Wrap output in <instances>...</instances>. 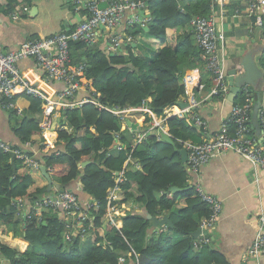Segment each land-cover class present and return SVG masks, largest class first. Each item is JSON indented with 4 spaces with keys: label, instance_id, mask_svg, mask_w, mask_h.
<instances>
[{
    "label": "trees",
    "instance_id": "trees-1",
    "mask_svg": "<svg viewBox=\"0 0 264 264\" xmlns=\"http://www.w3.org/2000/svg\"><path fill=\"white\" fill-rule=\"evenodd\" d=\"M142 1H146L152 19L146 27L125 29L133 39L126 42L123 51L107 52L100 41L92 46L73 42L71 56L73 64L85 63L83 78L90 82L103 105L140 108L145 102L160 116L185 95V75L204 67L191 21L197 15H210L215 0ZM16 3L9 0L6 12ZM141 40L158 45L159 50L145 54L135 46ZM260 62L264 68V54ZM210 83L211 79L206 80L207 89ZM244 101L240 92L234 103ZM13 102L15 108L10 112L15 134L23 144L39 146L42 164L60 184V190L79 180L82 190L92 197L89 212L95 219L84 238L78 235L69 243L65 239L67 221L57 211L44 212L46 224L25 215L20 200L50 194L54 186L50 187L40 169L30 170L18 158L14 169L11 153L0 149V223L28 245L20 251L0 243V255L9 264H125L129 260L138 264H230L212 245L195 247L192 233L209 217V205L189 183L187 164L179 151L150 132L152 118L148 113L115 115L94 103H85L63 113L57 142L46 143L40 128L42 101L22 94ZM127 121H141L146 138L136 143L137 130L128 125L123 129ZM166 123L179 149L184 147L181 141H202L186 119L175 116ZM118 141L122 149L117 147ZM129 160L133 163L128 165ZM122 171L124 180L114 200L123 209V226L118 228L107 222V197ZM172 186L179 187V191L172 192ZM131 203L139 204L152 216L168 215L174 228L150 236L153 221L147 214L127 210ZM23 223L26 227L21 231Z\"/></svg>",
    "mask_w": 264,
    "mask_h": 264
},
{
    "label": "built area",
    "instance_id": "built-area-1",
    "mask_svg": "<svg viewBox=\"0 0 264 264\" xmlns=\"http://www.w3.org/2000/svg\"><path fill=\"white\" fill-rule=\"evenodd\" d=\"M250 16H254L255 25L262 26V10L264 0H243ZM214 2L224 5L225 0H215ZM81 12V20L72 30L61 31L57 34L43 38L30 39L21 43L17 49L5 50L0 43V104L5 110L15 108L14 97L22 94L32 95L42 101L43 119L40 122L42 134L46 133L54 124L55 118L68 109L82 107L85 103H94L115 115L127 114L132 111H143L152 118L150 127L155 129L157 137L162 139V132L166 131L165 123L170 117L186 119L190 125L197 126L203 133L201 142L181 141L184 148L188 150L187 172L191 181V176L198 174L203 165L208 163L215 155L235 151L249 160L256 168L264 172V113L260 114V124L262 128L261 136L255 133L251 125L253 115L254 95L251 84H245L240 88L245 101L234 103L229 116L222 122L220 130L215 134H210L208 123L202 119L197 110L205 100L214 97L225 99L230 93L228 80V69L226 67V57L224 43L226 35L219 29L216 16L212 13L208 16L197 15L191 21V27L202 49V59L204 67L213 80V85L205 98H199L197 88L202 87L199 76L195 69L187 73L183 79L188 95L189 103L187 107L180 108L177 112L171 113L165 110L164 115H157L144 102L138 107H111L103 105L98 101L97 94L93 90L90 82L83 78L85 63L78 65L72 61L73 42H84L87 45H94L100 41L101 31L109 32L106 48L108 52L119 51L127 41H132L133 37L118 29L123 26L126 13L130 16L126 22L129 26L140 25L146 27L152 19L146 1L142 0H74V7ZM15 16L14 18H17ZM222 46L221 49L219 48ZM34 59L36 65L43 73V83L55 84L63 83L64 89L50 93L47 89L36 85L22 71L19 62L23 59ZM243 69H238V74ZM83 94V96H80ZM22 112L19 111V114ZM149 127V128H150ZM124 129V127H123ZM120 135L117 134V138ZM146 138V133L138 137L137 142ZM119 149L123 145L116 143ZM0 149L6 153H15V157L22 160L30 170L40 169L42 162L30 151L16 147L15 145L0 139ZM124 172L118 173L117 184L108 192L107 222L119 228V219L123 209L114 200L120 191V183L124 180ZM259 180L260 179H256ZM199 196L210 208L209 217L203 219L200 224L201 234L195 238L196 248H202L211 243V237L207 234L217 224L223 205L215 196L207 194L199 183L192 184ZM83 205L79 196L70 190L57 189L55 194H44L34 200L29 210V217H34L38 222L46 221L44 212L57 211L63 219L67 221L65 239L71 242L75 237L81 235L83 238L88 233V228L93 226L94 217L89 210L92 202ZM71 218V219H70ZM258 227L256 237L247 252L244 261H253L254 264H264V207L258 212ZM121 260H124L121 258Z\"/></svg>",
    "mask_w": 264,
    "mask_h": 264
},
{
    "label": "crops",
    "instance_id": "crops-1",
    "mask_svg": "<svg viewBox=\"0 0 264 264\" xmlns=\"http://www.w3.org/2000/svg\"><path fill=\"white\" fill-rule=\"evenodd\" d=\"M8 2L9 0H0V43H2L5 50L17 49L26 40L43 38L61 31L72 30L81 20V12L76 6L74 7V0H17V3L13 4L12 9L7 13ZM214 6L213 12L219 24V29L223 30L226 35L224 50L227 69L230 70L234 66L240 69L242 57L251 53L264 71L260 62V58L264 54V24L262 26L255 25V18L249 15L243 0H225L223 6L215 2ZM15 16L18 17L14 18ZM129 16L130 13L125 14L123 26L118 29L120 32L127 33L125 29ZM262 18L264 21V9L262 10ZM101 35L102 38L99 44L102 48H106L109 32L101 31ZM141 42L137 43L138 49H141L145 54H155L157 45L152 46L145 40ZM125 47L124 45L119 51H123ZM221 47L220 45L219 48L221 49ZM19 66L32 82L47 89L51 94L65 87L63 83L53 85L43 83V73L34 59H23L19 62ZM195 73L199 76L202 85V87L197 88L198 96L199 98H205L213 85V80L209 73V76L207 75L205 67L199 68ZM208 79H211L209 89H207L206 84ZM251 86L254 95L253 108L259 100L261 108L264 107V89L258 95V86ZM80 96H83V94H80ZM227 97L225 99L214 97L211 100H205L204 104L197 110L198 115L207 121L210 134H215L220 130L222 122L231 112L232 103L229 102ZM188 103L189 98L185 94L177 105L166 110L174 113L180 108L187 107ZM10 111L3 109L0 104V139L10 142L16 147L29 150L41 160L43 152L39 146L29 142L23 144L13 131ZM63 118V114L60 113L58 118H55L50 130L44 133L46 143L57 142L59 130L63 127L61 126V119ZM137 123L138 128L136 130L139 137L144 135L145 132H141L142 122ZM126 126L127 123L123 127ZM194 127L201 138H204L199 128ZM165 129L169 132L167 123H165ZM149 130L154 134L156 132L151 127ZM130 163H133V161L129 160L127 162L128 165ZM257 178L260 179V182L256 180ZM191 181L192 183L189 180L191 186L194 183H199L207 194L218 198L223 205L217 224L210 232L207 231V234L211 237L209 245L221 251L230 264H254L253 261L245 262L244 259L256 237L258 212L264 207V172L240 154L229 151L215 155L208 163L203 165L198 174L191 176ZM55 183L59 184L57 181ZM57 189L60 188L53 187L52 194H55ZM66 190L75 192L83 205L91 202L92 197L82 190L79 180L72 182ZM33 203L34 200L30 198L20 200V207L25 215H29ZM127 210H131L133 213H148L145 208L134 203L129 204ZM60 217L62 218V216ZM23 224L19 226L21 231L25 227ZM118 225L119 228L123 226L122 216ZM166 228L155 227L152 224L148 233L152 236L165 231ZM179 237L182 236H177V238ZM0 243H6L20 251H24L28 246L19 237L7 232L1 223ZM0 264H9V261L0 255ZM125 264L138 263L129 260Z\"/></svg>",
    "mask_w": 264,
    "mask_h": 264
},
{
    "label": "water",
    "instance_id": "water-1",
    "mask_svg": "<svg viewBox=\"0 0 264 264\" xmlns=\"http://www.w3.org/2000/svg\"><path fill=\"white\" fill-rule=\"evenodd\" d=\"M241 68L243 69V72L238 74V69L237 66L232 67L230 70H228V80H229V85H230V93L228 95V100L229 102L234 104V101L239 94L240 88L245 85V84H251L258 86L259 88V93L264 89V71L262 68L258 65V63L255 60V56L252 55L251 53L246 54L244 57H242ZM183 106V105H181ZM260 100L255 104L253 108V116H252V125L253 128L256 131V134L261 136L262 133V128L260 124ZM127 125L131 127L133 130H136L138 128V123L137 122H132V121H127ZM162 140L165 142H168L172 144L176 150L179 151L181 157H182V162L187 163L188 162V150L186 148H178L176 145L175 140L171 136V134L167 131L162 132ZM12 156V164L15 169V153L11 152ZM89 164L88 162L82 163V167H85ZM40 170L42 173L48 178L50 182V187L54 186L57 188H60V185L55 183L53 178L50 176L46 165H41ZM171 191H179V187L177 186H172ZM147 217L153 221V224L155 227H167V228H174L173 221L168 217V215H164L162 217L159 216H152L151 214H147ZM43 224H46V221H43ZM26 227V224H24ZM202 229L199 227L196 231L192 233V236L194 238H197L199 234H201Z\"/></svg>",
    "mask_w": 264,
    "mask_h": 264
},
{
    "label": "rangeland",
    "instance_id": "rangeland-1",
    "mask_svg": "<svg viewBox=\"0 0 264 264\" xmlns=\"http://www.w3.org/2000/svg\"><path fill=\"white\" fill-rule=\"evenodd\" d=\"M142 41V40H141ZM140 41V42H141ZM142 43V42H141ZM135 46H136V48H137V45L135 44ZM157 47H158V45H157ZM159 49L158 48H156V52L158 51ZM107 51V50H106ZM108 52V51H107Z\"/></svg>",
    "mask_w": 264,
    "mask_h": 264
}]
</instances>
